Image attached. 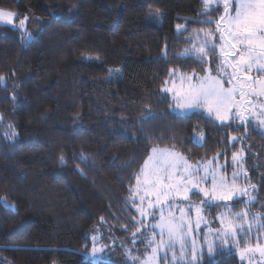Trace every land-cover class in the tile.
<instances>
[{"label": "trees", "instance_id": "obj_1", "mask_svg": "<svg viewBox=\"0 0 264 264\" xmlns=\"http://www.w3.org/2000/svg\"><path fill=\"white\" fill-rule=\"evenodd\" d=\"M0 8L16 22L36 17L32 38L0 24V264H124L114 251L86 256L90 235L99 230L118 247L117 237L138 231L133 186L154 146L193 163L217 156L228 170L243 148L251 189L226 203L264 216V131L253 120L184 118L162 91L172 69L204 74L220 62L201 66L183 54L201 30L215 32L196 21L217 20L222 4L211 16L202 0H0ZM217 57L218 48L209 54ZM146 108L155 119H141ZM198 264L244 262L217 247Z\"/></svg>", "mask_w": 264, "mask_h": 264}, {"label": "snow or ice", "instance_id": "obj_2", "mask_svg": "<svg viewBox=\"0 0 264 264\" xmlns=\"http://www.w3.org/2000/svg\"><path fill=\"white\" fill-rule=\"evenodd\" d=\"M221 4L223 14L217 20L196 21L209 25L215 23V31L219 33V45L212 31L203 32L205 39L202 41L199 39L200 33H197L194 40L190 38L192 47L185 49L183 54L184 58L194 59L201 66L216 63L217 59L220 62L216 63L215 69L202 67L204 75L193 72L191 75L180 76L178 87L173 83L172 87H165L162 91L172 93L173 112H178L188 119L206 113L208 117L214 116L222 124L231 119H240L241 122L247 119L240 111V101L237 99L239 96L246 100L247 110L252 113L253 118L264 125V119H260L264 117V103L251 102L264 100V0H202V14L211 16L213 12L219 11ZM15 19L16 13L0 9V24L16 27ZM27 20L28 17L20 19L19 30L26 31ZM176 27L178 32L186 31L182 25ZM217 47L220 57L210 60V52H216ZM254 70L256 75H250ZM3 80L4 78L0 77V83H3ZM225 82L229 87L224 86ZM256 107L260 108L259 113L253 111ZM155 118L150 108H146L141 116L144 121ZM232 139L235 140L236 137ZM194 142H199V138H194ZM151 151L153 154L149 157L151 165L145 163L142 169L143 178L137 177V185L143 187L146 195L155 198V204L150 201L149 207L159 206V222L152 225L150 234L140 232L144 237L141 242L146 245L145 255L142 259L136 257L135 260L140 261V264H160L161 261L169 260L171 252V264H198V256L202 253L197 251L195 240L192 241L190 249L187 247L189 235L193 230L190 213L195 212V226L199 228L204 219L202 210L207 207L227 209L226 213L221 214L222 228L215 233L221 250L229 245L230 240L236 241L238 236H247L252 227L251 221L248 220V210L234 212L232 206L226 203L233 200L237 193L247 195L246 189L237 186L236 172H233L230 182L223 174L224 166H221V171L218 172L215 167H209L207 164L195 166L189 164L174 149L153 147ZM239 159L240 155L233 153V163H237ZM190 194L201 196L198 204L191 201ZM178 199L188 202L187 209L177 204ZM252 199L254 198L245 203H251ZM140 200L143 203L144 197L141 196ZM173 208L180 213L178 217L171 211ZM166 209L169 210L167 216L164 214ZM138 211L144 216L143 208H138ZM257 216L253 219H257ZM259 218L264 219V216ZM140 224H143V220ZM132 236L135 244L137 232L132 233ZM97 244L99 240L93 237L92 251L88 255L94 261L102 258L101 254L106 247L105 245L97 247ZM213 245L214 241L208 243L209 253L213 252ZM245 251L259 252L260 256L264 257V246L259 242L255 248H247ZM189 253L191 259L185 260ZM241 255L243 256V253Z\"/></svg>", "mask_w": 264, "mask_h": 264}, {"label": "rangeland", "instance_id": "obj_3", "mask_svg": "<svg viewBox=\"0 0 264 264\" xmlns=\"http://www.w3.org/2000/svg\"><path fill=\"white\" fill-rule=\"evenodd\" d=\"M0 9H2V8H0ZM3 10H6V9H3ZM8 11H10V10H8ZM12 12H14V11H12ZM222 14H223V12H222ZM25 17H28V20L26 21L25 34H26L27 38H32L35 36L34 32L36 29L35 28L31 29L32 26H30V22H35L36 17L32 14H28ZM23 18L24 17H22L21 19H23ZM155 18L157 20L156 24H158V25L161 24L162 15L156 14ZM14 23L19 26V22L14 21ZM28 28L31 29L33 32L28 31ZM203 32H207V31L200 32L199 39L201 41L205 39ZM29 33L31 34L30 36L28 35ZM214 34L216 37L217 45H219V33H217L215 31ZM217 48L219 51V47H217ZM219 55H220V52H219ZM228 71L230 73L231 69L229 68ZM191 74L192 73H183V72L172 69L170 71V75H169V78L167 80L166 87H172L173 83H175L176 86L178 87L179 86V77L191 75ZM200 75H204V74H200ZM250 75L255 76L256 75L255 70ZM224 86L229 87L227 82H225ZM170 95L172 98V93H170ZM237 99L240 101V104H239L240 111L243 112L244 115L247 117L246 120H253L256 123V125L264 131V125L259 124L257 122V119L253 118L252 113L247 110L246 100L241 99L239 96H237ZM251 102L254 104H260V103H264V100H252ZM173 107H174V105H173ZM234 111H235V109H234ZM253 111H255L256 113H259L260 108L256 107ZM260 119H264V117H260ZM201 134H202V136H201ZM233 137H236V136L232 135L230 137L231 141H233V139H232ZM194 138H199V142H202L204 139L203 132L200 130L196 131L194 134ZM154 147L159 148V149H173V148L162 147V146H154ZM175 152L182 155L187 160V162L189 164H192L194 166L207 164L209 167H215L218 172L221 171V166H224L223 174L228 178V180L230 182L232 180L233 172H236L237 173V186L241 189H246L247 193L250 191L251 186L247 182L246 168H245V165L243 162L244 161V153H245L243 148H241L239 151L235 152V153H238L240 155V159L238 160L237 163H233V160L231 159L232 167H230V170L227 169V167L225 166V163L222 162L217 156L215 157V160H213V158H211V159L206 160L204 162L193 163L190 160H188L187 157L184 156L179 151L175 150ZM152 155H153L152 151H150V154L147 157V159L145 160V162L141 168V171L138 173L137 177L140 176L141 179L143 178L142 169H144L146 162H148L149 165H151V161L149 160V157ZM201 174H203V173H201ZM141 196L144 197L143 203H141V200H140ZM240 196H243V195L240 193H237V195L234 198L240 197ZM190 199L193 203H197V204L200 201L198 199L192 198L191 196H190ZM133 201H135V203H133ZM150 201L153 204H155V198L153 196L146 195L144 190H143V187L137 185V179H136V182L133 186L132 203H133V205L137 211V220H138L139 224H140V221L143 220V224H140L138 227L139 232L137 231V236L135 237L136 243L133 244V239H132L133 236L130 235V237L127 238V235H124L122 237H117L118 239L115 240L119 244L118 247H110L112 243H109L108 239H106V240L102 239L101 238V232L98 230L94 234L90 235L91 240H92V246H91L90 250L87 252L86 256L90 257L88 254H90L92 251L93 237H97V239L99 240V244H97L96 246L97 247H100L101 245L106 246L104 249V252L101 254L102 258H98V259H108L109 257H111L112 251H114V257H116L117 259H120L122 262H124V264H140V261L134 259L136 257H140L142 259L143 256L145 255L146 245H145V243L141 242L144 239V237L140 235V232H147L150 234L151 230H152V225L154 223L159 222V215H160L159 206H156L155 208L149 207ZM177 204L179 206L185 207L187 209V204H188L187 201H182V200L178 199ZM138 208H143L144 213H145L144 216H142L140 214V212L138 211ZM208 208L209 207L204 208L202 210V214H203L204 219L201 221L199 228H196V226H195V212L193 211L192 213H190V215L192 217V221H193V230H192L191 234L189 235L187 247L190 249L192 241L195 240L196 248H197V251L199 253H203V251H205V250L208 251V243L209 242L214 241V245H213L214 250L212 253H214V251L216 250L217 247H221L219 244V241L216 240L215 233L222 228L221 214L226 213L227 209L223 208L221 211H219L218 213H216L214 215L211 211L208 210ZM243 209L248 210V206H246V207L244 206L240 210H235L232 208V210L234 212H239ZM168 211H169L168 209L165 210V213H164L165 216L168 215ZM171 211L177 217L180 215V213L175 208L171 209ZM248 213H249V210H248ZM252 215L253 214H249V216H248V220L251 221L252 227H251V230L248 232L247 236L246 237L245 236H238L236 241L230 240L229 245L226 246L225 248H233L237 252L240 259L244 262V264H264V257L260 256L259 252H247V251H245V249H247V248H255V246L258 242L261 246H264V229H262V227L259 226V225H262L261 220H260L259 216L257 217V219L254 220L253 219L254 216H252ZM153 216H155V219H153ZM156 231L158 232L159 230L157 229ZM157 239H159L158 236H157ZM112 242H113V239H112ZM148 251H150V249ZM241 253H243V256L241 255ZM177 255L179 257L178 246H177ZM200 256L201 255L198 256V260L200 259ZM190 259H191V254L189 253V255L187 257H185V260H190ZM53 264H58V262H54ZM160 264H171V252H169V260L164 261L163 263L161 261Z\"/></svg>", "mask_w": 264, "mask_h": 264}, {"label": "crops", "instance_id": "obj_4", "mask_svg": "<svg viewBox=\"0 0 264 264\" xmlns=\"http://www.w3.org/2000/svg\"><path fill=\"white\" fill-rule=\"evenodd\" d=\"M166 87V86H165Z\"/></svg>", "mask_w": 264, "mask_h": 264}]
</instances>
